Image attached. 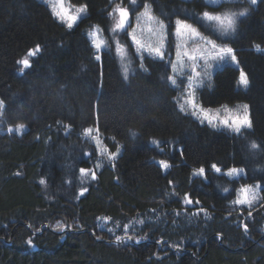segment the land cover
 I'll return each instance as SVG.
<instances>
[{
    "label": "trees",
    "instance_id": "16d2710c",
    "mask_svg": "<svg viewBox=\"0 0 264 264\" xmlns=\"http://www.w3.org/2000/svg\"><path fill=\"white\" fill-rule=\"evenodd\" d=\"M148 1L165 21L204 31L197 13L248 7ZM69 2L87 5L72 29L40 0H0V264H264V51L255 50L264 49V3L248 7L226 39L237 65L224 64L197 91L204 108L248 105L252 126L236 133L182 112L170 60H139L127 35L118 39L133 59L127 78L114 45L96 60L88 32L98 25L113 44L111 2ZM19 124L23 133L8 131ZM91 127L114 160L99 162ZM212 164L245 174L229 178ZM200 167L206 178L194 175ZM254 183L258 205L234 204Z\"/></svg>",
    "mask_w": 264,
    "mask_h": 264
},
{
    "label": "rangeland",
    "instance_id": "374dc122",
    "mask_svg": "<svg viewBox=\"0 0 264 264\" xmlns=\"http://www.w3.org/2000/svg\"><path fill=\"white\" fill-rule=\"evenodd\" d=\"M40 1L43 2L45 5H47L51 9L53 15H54V10L62 12V13L67 11L69 14H75L78 8L84 6V5L71 4L69 0H40ZM204 1L207 5H210L212 7V6H218L224 2L235 3V2L242 1V0H219V2H214L212 4H208L207 0H204ZM110 2L112 5V13H113V9L117 5H119L120 7L128 8L131 14L129 17V21H128V23L131 25V28L129 29V31L134 32V35L136 36V39L140 41L141 46L139 48L133 46L131 40H130V44L132 45L133 51L139 60L143 57L144 54L149 55V52L152 49L162 47V49L166 53L165 59L170 60L171 64L173 63L176 64L175 73L173 72L172 67H171V72H172L171 76L178 77L177 79L178 85L180 84L181 80L185 81V83L181 85V88L183 89L182 91L177 88L179 91V95H178L179 108L181 107V105H183L185 109L183 112L193 115L192 113L195 111L196 114L193 116L196 119L200 120L201 122L208 123L214 128L226 129L228 131L234 132L232 130V127L226 126L223 122L225 120H228L229 124H231V121L235 117H238V116L242 117L244 115L243 106L247 104L238 103L234 106L225 104L223 106H219L216 108H204L203 106H201V104L198 101L197 91L204 85L211 82L214 72L217 69H220L226 63H232V64L237 65V60L232 61L230 59V56H228L227 54H224V58L221 59L220 58L221 54L218 53L217 50L212 49L211 46L207 44L205 40H201L199 37L190 35L186 30H182L179 36H175L173 35V29L169 30V26L170 25L174 26L175 21L179 19L188 24H191L194 28H196L201 33L203 37L214 40L218 46H226V47H230L226 43V39L234 37L236 32L234 34L225 33L224 31H222V25H220L219 22H211L215 29L214 35H210L208 30L206 31L202 30L200 25H197L190 20L180 19L179 17H175L174 19L170 18L171 21L167 22L165 21L166 18L164 16L159 17L158 15H156V13L154 12L155 10H154L153 3L148 0H143V2L144 4L150 6L149 15L151 19H149L148 16L142 15V13H144L145 11L144 7H139L138 11H134L132 6L129 4L128 0H110ZM137 4L138 5L140 4V0H137ZM61 5L63 7H61ZM243 8H246V7H242L241 10ZM205 11H209V10H203L200 13H197L198 20L202 17ZM248 11H249V8H248ZM209 12H212V11H209ZM226 12H229V11H213L214 14L222 15V16ZM231 12H236V11H231ZM163 13H165L166 16L171 15V13H168V11H164ZM54 16L57 18L58 21H60V19L56 15ZM83 17H84V14L81 13V19ZM112 19H113L112 21V26H113L116 20L118 19V15L113 14ZM239 20H240V17H238L236 20V29L238 27ZM161 23L164 25L163 28H161L160 26ZM205 23H208V22L205 21ZM224 23L226 24L227 21H225ZM94 30L98 32V39L104 40L108 44L107 42L108 40L102 28L96 25L89 32L94 31ZM122 35H124V32H121L118 35L117 39H119L120 36ZM169 35H171L170 39L174 38L173 43L172 41L169 42ZM90 40L92 41L91 37H90ZM102 50L104 49L103 48L101 49L100 56H101ZM176 50H179L180 52L181 60L179 62H177L176 60ZM168 53H171L170 57L167 55ZM118 55H119L118 58H119V61H120V64L123 70L125 68L127 69L128 72L131 71V69H133V59L131 57V52L125 51L124 53L121 51V52H118ZM189 55L195 56L196 57L195 61L190 60ZM152 56L155 57L154 54ZM124 74L126 75V77H128L130 73H127V74L124 73ZM188 74H190V77ZM189 84L191 85V87H189ZM189 93H191L192 96H190ZM193 97L198 105L196 109H193L189 104L190 99H192ZM1 110L2 109H0V112ZM247 115H248V118L250 119V111H249L248 105H247ZM17 126H14L11 128L13 129L14 132L18 134L23 133L27 129V127L25 126L24 129L18 130ZM88 129H92L90 134L87 132ZM88 129H86L85 135L90 141H92L96 145L98 153L100 155L99 162L102 164L105 161H110L111 159L109 157L113 154H111L105 147L102 141V137L99 134V130L97 131L96 127H91ZM100 163H99V166H101ZM233 168L243 169L242 167H233ZM228 170L229 169L227 170L221 169V174L226 175V172ZM197 172L198 170L194 172V175H197L196 174ZM244 174H245V171L243 169L242 175ZM234 177H239V176H237L236 174H233V177H229V178H234ZM243 187H249L251 191L245 194L241 191ZM243 187H240L237 190V196L234 200V204L240 207L245 206L250 209L254 208L261 201L262 185L260 183H254V184L246 185ZM253 195H255L254 199H253ZM244 198L250 199L252 201L251 206H249L247 203L246 204L235 203L236 200L244 199Z\"/></svg>",
    "mask_w": 264,
    "mask_h": 264
},
{
    "label": "snow or ice",
    "instance_id": "6c2138e0",
    "mask_svg": "<svg viewBox=\"0 0 264 264\" xmlns=\"http://www.w3.org/2000/svg\"><path fill=\"white\" fill-rule=\"evenodd\" d=\"M129 4L132 6L134 11H138L139 7H144L145 11L144 13H142L143 16H148L149 19H151L150 15H149V5L144 4L143 0H140V4H137V0H128ZM208 4H212L214 2H219V0H207ZM242 2H246L248 4V7L251 8L253 6H256L258 3H264V0H242ZM61 7H63L61 5ZM81 13L84 14V17H87V5H84L80 8H78L76 10L75 14H69L67 11L65 12H59V11H55L54 10V15H56L62 24H66L67 28L72 29L74 27V25H76V22L78 20L81 19ZM112 14H117L118 15V19L116 20L115 24L110 28V32H111V37L110 39L113 40V44H107L104 40L98 39V32L97 31H91L88 33V35L92 38V45L93 47L96 49V54H95V59L96 60H100L101 56H100V51L101 49H106L108 51H112L113 50V45L115 47L116 51H122L123 49V45L120 43V41L117 39L118 35L121 32H124L125 35L129 36L133 46L139 48L140 45V41H138L136 39V36L134 35V32L129 31V29L131 28V25L128 23L129 21V17H130V12L128 10L127 7H120L119 5H117L114 9H113V13H110V15ZM248 14V8H243L240 11L237 12H226L222 15H217L214 14L213 12H209V11H205L202 15V17L197 21L198 23H200L203 27H205L206 30L209 31L210 35H214L215 34V29L213 27V24L211 22H219L220 25H222V31H224L225 33H230V34H234L236 31V20L238 17H244ZM205 21H207L208 23H205ZM227 21V23L225 24L224 22ZM161 28L164 27V25L161 23L160 24ZM182 30H186L190 35H193L195 37H199L201 40H205L207 44H209L211 46L212 49H215L218 51V53H220V58L223 59L224 58V54H227L228 56H230V59L232 61H236V55L234 53V49L231 47H226V46H218L216 44V42L210 38H205L201 35V33L194 28L191 24H188L184 21H181L179 19H177L175 21V24L173 26V35L175 36H179L182 32ZM40 49L39 47H37L36 52H38ZM255 50L257 52H261L264 51V49H262L259 45L255 46ZM155 55L156 58H158L160 61H164L165 60V56L166 53L165 51L162 49V47L159 48H155L152 49L149 52V55ZM29 55H35V52H30ZM169 57L171 56V53L167 54ZM142 59V58H141ZM189 59L195 61L196 57L193 55H189ZM176 60L177 62H179L181 60V56H180V52L179 50H176ZM19 63L23 64L25 67H30L29 61L27 59L20 61ZM172 70L175 73L176 70V64L173 63L171 64ZM125 73H126V69H125ZM190 77V74H188ZM125 78L126 75H125ZM168 79L171 81L172 86L180 89L181 91L183 90L181 88V85H183L185 83L184 80L180 81V84H177V79L178 77L175 76H169ZM249 81L247 78V75L241 70L240 72V84H242L243 86H245V88L247 87ZM189 87H191V85L189 84ZM190 96H192L191 93H189ZM3 104L4 102L2 100H0V109L3 108ZM190 106L193 109H196L198 107L194 97L192 99H190L189 101ZM244 115L242 117H235L232 121L231 124H229L228 120H225L223 123L226 126H230L232 127V130L236 133H240L242 128H251V121L248 118L247 115V105H244ZM180 110L183 112L184 106L181 105ZM202 111V109H201ZM193 115H195V111L192 113ZM25 125L24 124H19L17 126L18 130H22L24 129ZM9 132H12L13 129L9 128L8 129ZM92 131V129H88L87 132L90 134ZM98 131V129H97ZM133 136H135V133H132ZM156 141H153V144H155ZM250 149H257L258 145L253 142L249 145ZM180 154L181 156L183 155V150H180ZM88 155V154H86ZM110 159H115V155H111L109 157ZM160 165L163 169L167 170L170 165L164 161L161 160ZM211 170L214 171L215 173L219 174L221 173V168L218 167L216 164H212L211 165ZM81 173L87 174L88 171H90V169H84L81 168L80 169ZM197 175H201V176H205L206 178V173H205V169L203 167H200L198 169V172L196 173ZM233 174H236L237 176H240L243 174V169H236V168H232L229 169L226 172V175L228 177H233ZM95 172H92V179H95ZM41 183H44V181L42 180ZM84 191H87V189H84ZM225 191H227V189H225ZM241 191L245 194L249 193L251 191V189L249 187H243L241 189ZM81 195H83V192L81 193ZM255 198V195H253V199ZM184 202L187 204H191L192 200L186 195L184 197ZM251 200L244 198V199H238L235 201V203L237 204H248L249 206H251ZM196 203L198 204L199 201H196ZM203 211V210H202ZM249 216H251V212H249ZM245 231H247V225L244 226ZM118 240H120V237H117ZM129 239H131V237H129ZM29 243H31V241H29Z\"/></svg>",
    "mask_w": 264,
    "mask_h": 264
}]
</instances>
